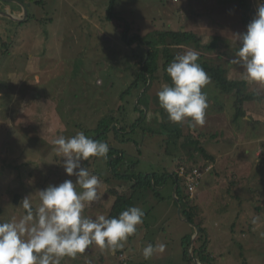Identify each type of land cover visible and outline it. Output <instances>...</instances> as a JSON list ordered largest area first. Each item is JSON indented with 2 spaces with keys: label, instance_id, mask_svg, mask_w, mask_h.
<instances>
[{
  "label": "rangeland",
  "instance_id": "1",
  "mask_svg": "<svg viewBox=\"0 0 264 264\" xmlns=\"http://www.w3.org/2000/svg\"><path fill=\"white\" fill-rule=\"evenodd\" d=\"M246 2L248 9L239 0H115L117 16L108 20L110 0H25L30 6L22 24L0 18L5 45L0 57V221L22 215L24 197L31 196L35 206L38 190L66 179L75 182L54 151L55 138L81 131L96 138L100 131L105 132L102 142L106 137L125 153L122 171L155 174L161 183L156 191L141 192L145 202L136 205L147 214L123 248L111 252L93 245L62 264H188L184 239L193 233L194 243L199 226L207 231L215 264H264V84L245 81L241 66L230 63L239 47L233 36L246 31L257 11V0ZM126 22L132 25L130 36L137 30L143 35L184 29L197 33L204 44L219 37L213 51L170 46L174 55L197 51L198 63L209 68L210 82L202 89L208 98L204 125L174 123L160 107L157 92L171 85L162 54L157 78L133 88V96L123 95L148 51L123 38ZM227 79L245 81L248 92L263 96L245 101L244 118L234 120V93L216 85ZM139 98L143 104H137ZM144 109L146 118L138 126L115 136L112 126L128 127ZM190 137L214 158L206 174L212 181L202 177L187 201L193 222L182 208L179 212L173 177L177 172L185 178L177 169L182 163L188 169L198 160L209 163L199 152L190 157ZM82 166L100 178L103 195L83 215L109 216L117 196L111 191L129 195L133 181L113 176L107 159L90 157ZM149 243L166 248L146 260L142 251Z\"/></svg>",
  "mask_w": 264,
  "mask_h": 264
},
{
  "label": "clouds",
  "instance_id": "2",
  "mask_svg": "<svg viewBox=\"0 0 264 264\" xmlns=\"http://www.w3.org/2000/svg\"><path fill=\"white\" fill-rule=\"evenodd\" d=\"M233 37L239 47L230 63L241 66L245 81L264 84V3L257 0L256 14L246 31ZM198 60L195 50L177 54L166 69L171 85L164 84L157 92L160 107L174 123L205 124L208 98L202 89L210 77ZM52 144L56 154L64 158L65 173L76 180L66 179L38 190L39 203L35 206L31 196L24 197L19 205L23 214L0 221V264H62L65 258L75 259L93 245L115 252L143 224L144 211L136 206L118 217L83 215L86 206L101 201L103 195L98 191L102 181L82 166V161L90 157L107 159L108 143L81 131L70 137L59 135ZM260 236L264 238V233ZM165 248L163 243H149L142 255L147 260Z\"/></svg>",
  "mask_w": 264,
  "mask_h": 264
},
{
  "label": "trees",
  "instance_id": "3",
  "mask_svg": "<svg viewBox=\"0 0 264 264\" xmlns=\"http://www.w3.org/2000/svg\"><path fill=\"white\" fill-rule=\"evenodd\" d=\"M247 0H239L240 5H242L243 8L248 9L249 4L246 2ZM115 6V0H110V6L108 8V15L107 19L112 20V18L116 17L117 14L114 12L113 8ZM131 23L126 22L125 23V30L123 33V38L129 43L132 44L134 42H138V44H143L144 48H148V51L146 50V53H144V56L141 57V66L138 69V76H136L135 81L124 91L123 95L127 94L128 96H133V92L131 93V90L133 88L140 89L141 85L144 84V86H147L149 84V79L154 80L157 77L155 76L159 64H158V58L160 55H163V58L165 59V62L163 64L164 69L166 70L169 63L174 59L176 55H174L170 49V46L172 45H185V46H195L197 48L203 47L205 50L213 51L216 49V42L218 41L219 37L216 36L212 42L204 44L202 41V38L195 33L194 31H188L184 29L179 30H166V29H156L153 32L147 33V34H141L137 30V32H134L132 36H130ZM206 73L209 71V68H203ZM166 72L165 78L171 82V79ZM172 83V82H171ZM217 87L226 93H234L235 95V101H234V107L236 109V112L234 114V120H238L239 118H244L246 116V111L244 109V103L245 101L249 100H258L262 99L263 96L261 94L256 95L257 91H247L245 81H239V80H225L224 82H219L216 84ZM131 93V94H130ZM126 95V96H127ZM125 96V97H126ZM146 106L144 107L148 109L147 101H145ZM138 105L143 104V100L139 98ZM137 108V106H136ZM138 109V108H137ZM145 109L140 112V117L135 121L134 123H131L128 125V127L114 125L111 127L113 132L115 133V136L118 135V132H121L122 130H125V128H134L138 126V123L141 118H146L145 115ZM121 125V124H120ZM97 132V131H96ZM96 135H98L96 138H93L98 141H102L103 137L105 136V132H97ZM193 136V135H191ZM190 137V141H193L191 146L193 148H189V155L190 157L196 156V153H206V149H204L201 146H197V143H200L198 139ZM105 142L109 144V152L107 154V163L110 168V173L113 176H116L123 180H131L132 182V192L129 195H126V193L121 194L118 189H113L111 193L116 196V200L114 204L112 205L111 212L108 217H118V215L126 210L129 207L136 206L137 201H143L145 202V195H141L142 191H156L158 186H160V180L157 178V176L151 175V174H145V173H128L126 171H122L121 165L123 163V159L125 156V153L113 146L110 141L106 140ZM180 167H184L185 170L189 171L194 168H198L194 165H191V169H188L187 163H182L178 166V169ZM200 169V168H198ZM173 177L175 179L176 183V195L178 198L179 203L182 205V214L183 216L187 217L190 222H193L192 218V209L189 208V203L187 202L190 200V194L186 190V184L185 179L182 178L181 175H179L177 172L173 174ZM182 183L184 186H182ZM184 187V191H183ZM138 188V189H137ZM140 189V190H139ZM142 189V190H141ZM157 193V192H155ZM158 195V193H157ZM159 196V195H158ZM147 212H144V215H146ZM192 235L186 237L184 239V245H183V257L187 261L188 264H215L216 263V257L213 255L212 251L209 250L207 243V231L204 227L199 226L198 227V236L195 239V242L192 243ZM191 247V251L189 250Z\"/></svg>",
  "mask_w": 264,
  "mask_h": 264
},
{
  "label": "built area",
  "instance_id": "4",
  "mask_svg": "<svg viewBox=\"0 0 264 264\" xmlns=\"http://www.w3.org/2000/svg\"><path fill=\"white\" fill-rule=\"evenodd\" d=\"M180 174L185 175V184H186V191L193 196L194 192L196 191V186L199 183L200 178L202 177V172L198 168L191 169L189 171L185 170L184 167H180L179 169Z\"/></svg>",
  "mask_w": 264,
  "mask_h": 264
},
{
  "label": "crops",
  "instance_id": "5",
  "mask_svg": "<svg viewBox=\"0 0 264 264\" xmlns=\"http://www.w3.org/2000/svg\"><path fill=\"white\" fill-rule=\"evenodd\" d=\"M17 1H20L21 3H25V0H17ZM14 2H15V0H14ZM0 5L1 6H3V3H0ZM7 9H13V12H14V14L15 15H19L20 13H23V12H21V9L20 8H18V7H15V6H13V5H10V7H7ZM28 15V14H27ZM205 149V148H204ZM203 156H204V159L207 161H209V163H208V165L207 166H205L203 163H199V160H198V162H192V163H190V165H194V166H196V167H198V168H200V169H202L203 170V172H204V169H205V172L206 173H202V177H207V178H209L210 177V182L212 181L211 180V176H209V175H206L207 174V172H211V165L213 164V162H214V158H213V156L212 155H210V153H208V151L206 150V153H201ZM205 161V162H206ZM178 169V168H177ZM204 175V176H203ZM201 177V178H202ZM201 178H200V180H201ZM200 180H199V183H200ZM198 183V184H199ZM197 184V185H198ZM185 192H186V190H185Z\"/></svg>",
  "mask_w": 264,
  "mask_h": 264
},
{
  "label": "flooded vegetation",
  "instance_id": "6",
  "mask_svg": "<svg viewBox=\"0 0 264 264\" xmlns=\"http://www.w3.org/2000/svg\"><path fill=\"white\" fill-rule=\"evenodd\" d=\"M0 3H3L4 5L3 6H1L0 5V10L1 11H7L8 13H11V14H13V15H15L14 14V12H13V9H7V5L6 4H8V5H13V6H15V7H19L20 9H21V12H23V8L21 7V5L20 4H18L16 1L14 2V0H0ZM24 5L25 4H27V3H23ZM29 6L30 5H28L27 4V9L29 8ZM22 13H20L19 15H21ZM19 15H16V16H19ZM0 18H4L5 20H8V21H11V23H21L22 24V22L24 21H17V20H14V19H11V18H8L7 16H5V15H1L0 14ZM28 18H26V20H27ZM0 41H1V49H0V57H1V55H2V51H3V49L5 48V45H4V42H3V40L1 39V35H0Z\"/></svg>",
  "mask_w": 264,
  "mask_h": 264
},
{
  "label": "water",
  "instance_id": "7",
  "mask_svg": "<svg viewBox=\"0 0 264 264\" xmlns=\"http://www.w3.org/2000/svg\"><path fill=\"white\" fill-rule=\"evenodd\" d=\"M18 4L21 5V7L23 8V13L19 16H16V15H13L11 13H8L6 10L5 11H1L0 10V14L1 15H5L7 16L8 18H11V19H14V20H17V21H23L24 19L27 18V14H28V10H27V7L26 5H24L23 3H21L20 1H17L15 0ZM0 49H1V41H0ZM181 208H182V205L179 203V212L181 211ZM194 238V237H193ZM194 240V239H193ZM193 242V241H192Z\"/></svg>",
  "mask_w": 264,
  "mask_h": 264
}]
</instances>
